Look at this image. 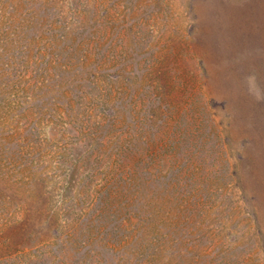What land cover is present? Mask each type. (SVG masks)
<instances>
[{"label":"rangeland","instance_id":"obj_1","mask_svg":"<svg viewBox=\"0 0 264 264\" xmlns=\"http://www.w3.org/2000/svg\"><path fill=\"white\" fill-rule=\"evenodd\" d=\"M0 264H264V0H0Z\"/></svg>","mask_w":264,"mask_h":264}]
</instances>
